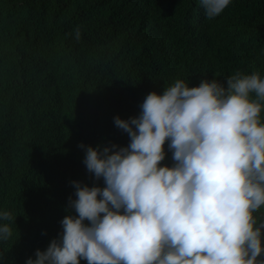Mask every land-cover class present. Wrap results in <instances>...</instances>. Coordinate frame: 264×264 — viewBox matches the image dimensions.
I'll return each instance as SVG.
<instances>
[{
  "label": "trees",
  "instance_id": "trees-1",
  "mask_svg": "<svg viewBox=\"0 0 264 264\" xmlns=\"http://www.w3.org/2000/svg\"><path fill=\"white\" fill-rule=\"evenodd\" d=\"M236 70L264 76V0L212 19L199 0H0V210L16 217L0 264L62 232L70 182L93 183L81 142L126 145L113 117L137 115L149 92Z\"/></svg>",
  "mask_w": 264,
  "mask_h": 264
},
{
  "label": "clouds",
  "instance_id": "clouds-1",
  "mask_svg": "<svg viewBox=\"0 0 264 264\" xmlns=\"http://www.w3.org/2000/svg\"><path fill=\"white\" fill-rule=\"evenodd\" d=\"M231 2L199 0L209 19ZM139 109L113 117L126 145H78L93 183L70 182L62 232L25 264H264V76L177 78ZM15 218L0 210V242Z\"/></svg>",
  "mask_w": 264,
  "mask_h": 264
}]
</instances>
